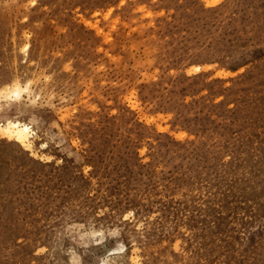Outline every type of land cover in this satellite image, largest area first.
Returning <instances> with one entry per match:
<instances>
[{"label":"rangeland","instance_id":"374dc122","mask_svg":"<svg viewBox=\"0 0 264 264\" xmlns=\"http://www.w3.org/2000/svg\"><path fill=\"white\" fill-rule=\"evenodd\" d=\"M100 257L264 264V0H0V264Z\"/></svg>","mask_w":264,"mask_h":264},{"label":"bare ground","instance_id":"6f19581e","mask_svg":"<svg viewBox=\"0 0 264 264\" xmlns=\"http://www.w3.org/2000/svg\"><path fill=\"white\" fill-rule=\"evenodd\" d=\"M10 125V124H9ZM29 125H21L20 123H12L9 126V131L11 135L16 137L18 140H20L22 143L27 144L29 141ZM120 247H116L114 251L119 250ZM97 264H108V260L104 257H100V260Z\"/></svg>","mask_w":264,"mask_h":264}]
</instances>
